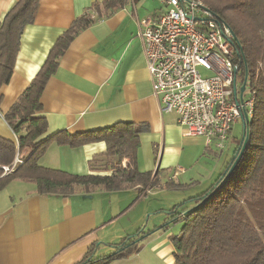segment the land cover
Masks as SVG:
<instances>
[{
  "label": "crops",
  "instance_id": "1",
  "mask_svg": "<svg viewBox=\"0 0 264 264\" xmlns=\"http://www.w3.org/2000/svg\"><path fill=\"white\" fill-rule=\"evenodd\" d=\"M15 1L0 0V22ZM103 1L106 0H39L34 21L21 34L10 80L0 88L1 137L17 143L18 135L6 123L4 114L73 20ZM164 10L160 0H125L121 8L76 35L43 89L39 115L47 120L46 135L59 130L71 134L98 130L119 122L146 125L147 131L140 135L138 169L159 171L162 181L173 177L180 185L178 190L184 191L173 198L164 195L162 203L156 204L155 198L162 193H152L148 200V193L139 195L136 187L76 190L68 196L41 195L34 184L12 179L0 189V264H76L91 248L98 254L111 253L114 245L139 233L141 228L138 237H143L137 240L138 250L109 264H173L171 236L180 232L169 227L171 209L204 192L224 167L217 164L203 168L205 172L195 170H201L196 166L201 156L218 154L215 147L206 146L201 135H184L177 115L161 112L152 94L136 33L139 20L158 16ZM105 148L101 141L76 147L52 144L39 163L85 175L90 173L89 159ZM26 153L24 149L16 156ZM107 168L108 174L111 169ZM182 168L186 171L176 174ZM181 176L189 178L180 180ZM150 205L157 208L150 210ZM192 206V202L186 204Z\"/></svg>",
  "mask_w": 264,
  "mask_h": 264
},
{
  "label": "trees",
  "instance_id": "2",
  "mask_svg": "<svg viewBox=\"0 0 264 264\" xmlns=\"http://www.w3.org/2000/svg\"><path fill=\"white\" fill-rule=\"evenodd\" d=\"M124 1L94 3L73 20L55 41L40 70L4 114L18 140L16 143L0 136V189L12 179L34 184L41 195L68 196L76 190L117 191L128 187H136L139 195H146L161 187L180 188L171 178L162 181L159 171L138 169L140 135L147 131L146 125L119 122L98 130L74 134L59 130L46 135L47 120L39 115L43 89L70 42L95 20L121 8ZM199 1L233 33L236 80L239 82L241 78V84L246 81L253 95V110L247 127V145L227 180L217 189L221 173L204 192L171 209L170 220L183 222L180 233L171 236L173 264H264V0ZM38 2L16 0L0 22V88L10 80L21 34L34 21ZM100 141L106 148L89 159L88 174H74L39 163L52 144L76 147ZM24 149L27 153L21 156V163L14 171L5 173L3 167L10 166ZM123 160L125 166L121 165ZM107 167L111 169L108 174ZM188 202L193 206L186 207ZM137 237L138 234L124 238L109 254H98L91 248L76 264H109L128 257L139 248Z\"/></svg>",
  "mask_w": 264,
  "mask_h": 264
},
{
  "label": "built area",
  "instance_id": "3",
  "mask_svg": "<svg viewBox=\"0 0 264 264\" xmlns=\"http://www.w3.org/2000/svg\"><path fill=\"white\" fill-rule=\"evenodd\" d=\"M160 1L165 10L139 20L136 33L152 94L161 112L177 115L184 135H201L206 146L223 150L232 124L244 114L251 119L253 110L247 86L239 98L233 33L199 0ZM18 163L21 157L16 156L4 172L14 171Z\"/></svg>",
  "mask_w": 264,
  "mask_h": 264
},
{
  "label": "rangeland",
  "instance_id": "4",
  "mask_svg": "<svg viewBox=\"0 0 264 264\" xmlns=\"http://www.w3.org/2000/svg\"><path fill=\"white\" fill-rule=\"evenodd\" d=\"M199 70L201 71V73L203 74V75H211V73H209V72H207V71H205V70H203L201 67H199ZM239 80V82H240V80H241V78H239L238 79ZM242 126H243V122H242V120L239 118L236 122H234L233 124H232V129H231V131H230V133H229V135H228V139L226 140V142H225V146H224V148H223V150H218L217 151V153L218 154H216L215 156H211V155H208V156H201L199 159H198V161H197V163H196V166L198 165V166H200V168H201V170L199 169V168H195V170H198V171H200V173L201 172H205L204 170H202L203 168H207V167H214V166H216L217 164L219 165V167H224V169H225V167L227 166V164L229 163V161L231 160V158H232V156L234 155V152H235V150H236V148H237V145H238V141H239V139H240V137H241V134H242ZM215 149V148H214ZM215 152H216V149H215ZM124 161V160H123ZM123 161L121 162V165L122 166H125L124 164H123ZM208 162V163H210V165L209 164H207L206 166H205V163L206 162ZM186 171V169L184 170L183 168L181 169V170H177V173L176 174H178V173H180V172H185ZM171 179H173L174 180V178L173 177H170ZM169 178V179H170ZM186 178H189L188 176H181V177H179V179L181 180V179H186ZM196 178V179H195ZM194 178V180H200V182H201V178H199V177H195ZM175 181V180H174ZM195 185H198V183H196ZM193 187H194V185L191 187V188H189V189H187L186 191H189V190H192L193 189ZM181 191H184V190H178V189H176V188H165V187H161V188H158V190H155V191H150L151 193H149V192H147L148 194H147V196L145 197V198H148V200L150 199V195L152 194V193H157V195H159V192L160 193H162V194H160L159 196H157V198H155V200H154V202L156 203V204H161L162 203V201L164 200V198L162 197V196H164V195H167L168 194V196L169 195H171V196H169L170 198H173V196H177V195H179V194H181ZM141 195H143V194H141ZM181 203V202H180ZM167 204H168V201H167ZM188 204H190V202L188 203ZM187 204V205H188ZM177 205V204H176ZM176 205H174V206H176ZM150 210H155V209H151V208H157V207H152L151 205H150ZM164 211H166L165 209H164ZM147 214V213H146ZM146 216V215H145ZM147 218V217H146ZM146 218L144 219V221H143V223L141 224V226H140V228L146 223ZM182 224H183V222L182 221H180V220H178V221H175V222H173L172 220L169 222V227H171V228H173V230H176V232H180V230H181V227H182ZM145 230V229H144ZM129 237V236H128ZM112 252H114V251H112ZM111 252V253H112Z\"/></svg>",
  "mask_w": 264,
  "mask_h": 264
},
{
  "label": "water",
  "instance_id": "5",
  "mask_svg": "<svg viewBox=\"0 0 264 264\" xmlns=\"http://www.w3.org/2000/svg\"><path fill=\"white\" fill-rule=\"evenodd\" d=\"M245 88H246V81L244 80L243 83L240 85V88H239V98L241 100V97H242V94L243 92L245 91ZM234 91L236 92V89L234 87ZM241 120L243 122V126H242V134H241V137H240V141H239V145L234 153V155L232 156L231 160L229 161L228 165L226 166V168L224 169V171L222 172V175H221V180L217 186V189L227 180V178L230 176V174L232 173L233 169L235 168V166L237 165V163L239 162L240 158H241V155L247 145V142H248V124H249V118L244 114L242 117H241ZM215 189V190H217ZM214 190V191H215ZM166 226V224L162 225V227ZM140 230H143L142 228ZM137 234L139 233H136L135 236H137ZM143 236H139L136 238V240H139L141 239Z\"/></svg>",
  "mask_w": 264,
  "mask_h": 264
}]
</instances>
